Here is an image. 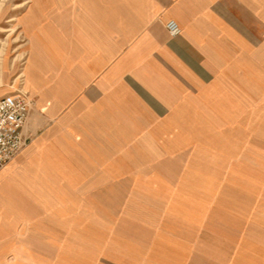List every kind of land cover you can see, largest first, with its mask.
I'll return each mask as SVG.
<instances>
[{"label": "crops", "instance_id": "1", "mask_svg": "<svg viewBox=\"0 0 264 264\" xmlns=\"http://www.w3.org/2000/svg\"><path fill=\"white\" fill-rule=\"evenodd\" d=\"M47 3L51 124L0 171V264L93 225L72 214L93 200L142 230L129 261L264 264V0Z\"/></svg>", "mask_w": 264, "mask_h": 264}, {"label": "rangeland", "instance_id": "2", "mask_svg": "<svg viewBox=\"0 0 264 264\" xmlns=\"http://www.w3.org/2000/svg\"><path fill=\"white\" fill-rule=\"evenodd\" d=\"M25 1L0 0V96L19 92L27 95L30 109L26 128H30L31 135V129L33 131L36 129L35 134H39L51 124V117L42 110V107H47L50 102L48 99H42V95H47L49 87L43 82L46 80V72L51 69L48 66L51 60L48 59L45 49L42 48L37 58L36 66L38 67L34 68V71L30 67L34 55L31 33L34 27L36 29L47 28L51 20V5L47 3L48 0H30L29 3ZM43 38L49 39L47 36ZM32 79H34V84L31 83ZM260 134L264 139V132ZM91 199L95 198L91 197ZM92 207L98 209L100 206L96 205L93 200L89 205L92 212H73L72 214L87 219L93 225L74 228L51 227V243L40 244V257L33 264L142 263L143 261L134 258L136 255L134 251L131 252L132 260L129 261L126 251L128 244L123 242V239H129V235H142V230L129 227L128 224L131 222H127L122 212L111 211L110 204H103V211L98 210V212ZM99 221H102L98 224L100 226H94ZM114 237H116L115 240ZM132 240L135 239L132 238ZM113 241L115 243H112ZM114 247L116 249L113 251Z\"/></svg>", "mask_w": 264, "mask_h": 264}, {"label": "built area", "instance_id": "3", "mask_svg": "<svg viewBox=\"0 0 264 264\" xmlns=\"http://www.w3.org/2000/svg\"><path fill=\"white\" fill-rule=\"evenodd\" d=\"M167 28L172 35H177L182 30L174 20L167 23ZM29 109V99L23 92L0 98V171L28 144L29 137L25 136L23 127Z\"/></svg>", "mask_w": 264, "mask_h": 264}, {"label": "bare ground", "instance_id": "4", "mask_svg": "<svg viewBox=\"0 0 264 264\" xmlns=\"http://www.w3.org/2000/svg\"><path fill=\"white\" fill-rule=\"evenodd\" d=\"M14 20V19H13Z\"/></svg>", "mask_w": 264, "mask_h": 264}]
</instances>
